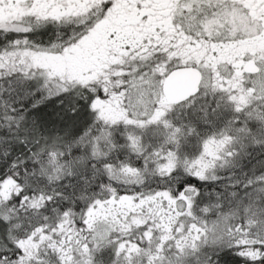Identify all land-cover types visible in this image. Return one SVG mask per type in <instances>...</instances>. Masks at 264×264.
<instances>
[{
    "label": "snow or ice",
    "instance_id": "snow-or-ice-1",
    "mask_svg": "<svg viewBox=\"0 0 264 264\" xmlns=\"http://www.w3.org/2000/svg\"><path fill=\"white\" fill-rule=\"evenodd\" d=\"M0 264H264V0H0Z\"/></svg>",
    "mask_w": 264,
    "mask_h": 264
}]
</instances>
